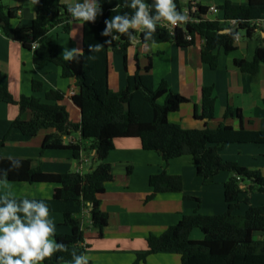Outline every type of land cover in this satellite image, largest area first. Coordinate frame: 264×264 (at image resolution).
<instances>
[{"label":"trees","instance_id":"obj_1","mask_svg":"<svg viewBox=\"0 0 264 264\" xmlns=\"http://www.w3.org/2000/svg\"><path fill=\"white\" fill-rule=\"evenodd\" d=\"M177 4L178 11L183 8ZM123 0H104L102 18L95 23L84 25L83 53L76 60L65 61L59 54L58 46L49 35L50 31L67 20V12L63 11L60 0H39L36 5V16L31 27L19 28L14 24L18 8H10L0 0V30L9 39L23 41L27 35L34 49L33 60L36 65L52 62L62 70L64 78H75L79 92L72 96L73 102L81 110L80 124L70 121L66 107L59 104L65 93L51 90L46 93L42 102L35 96H22L16 99L6 85L0 84V102L18 105L20 111L29 109L32 118L24 121L16 118L11 128L19 130L25 136H36L41 130L54 129L42 144V150H71L75 159L81 153L79 144H65L64 137L72 132H80L82 139L91 141V150L95 152L98 165L87 173L76 171L61 174L46 173L41 168H33L31 161L21 160L22 166L7 175V182L12 183H47L54 185L53 197L46 199L50 212H60L63 223L70 228V233H57L55 238L68 245V250L54 254L43 264H64L71 258L70 253L86 254L82 214L89 211L91 226L103 236V230L109 223V214L101 208V195L106 191V183L113 178L112 166L106 162L110 152L115 148V141L122 138H137L147 151L162 154L166 163L185 155L191 156L199 177L208 186L214 183L221 172L230 173L224 184V196L227 211L221 215H205L197 209L193 214L183 215L180 221L170 226L160 235L150 234L147 238V249L137 254L134 264L145 262L150 255L158 253H176L181 256L182 264H264V240H256V233L264 234V206L251 204L252 194H264V175L260 170L250 169L237 162L224 160L220 154L228 144H262L264 146V129L251 131L241 126L234 129L220 123L215 129L208 126L203 129H183L170 122L169 115L177 112L183 98L174 92L166 80L156 82L150 63L142 69L136 55L137 70L129 75L122 90L114 92L109 87L110 51L126 54L133 46L122 37L112 45H105L104 50L89 60L90 44L104 43V21L116 14L131 9L117 7ZM115 11H113V9ZM226 20H235L232 26H223L218 19L205 17L208 8L197 4V11L190 15L183 27L170 31L158 26L154 33L155 43L174 42L178 47H189L200 37L202 45V61L215 70L219 66L218 51L229 54L236 50V36L243 33L244 38H257L264 41V30L255 22L264 19V0H248L246 4L226 1L220 7ZM142 40V34L136 33ZM190 35L192 39H188ZM264 63V48L258 47L252 60L236 59L235 65L246 74L255 76L260 65ZM35 92L42 90V84L33 81ZM216 98L213 87L202 89L201 115L204 120L215 118ZM197 114V113H196ZM237 118L242 121V111L228 106L224 119ZM7 138V136L5 137ZM6 140V139H5ZM0 143V148L5 144ZM9 160L0 156V169H7ZM129 173L132 168H128ZM248 182V184H246ZM152 193L146 201L152 200L160 193H180L183 191V179L179 175H171L163 170L149 179ZM186 200L199 203V198L185 196ZM90 204V207H89ZM242 204L248 206L242 216L236 211ZM199 208V204H198ZM199 229L204 238L193 240L190 235ZM58 257L63 259L58 260ZM90 264H93L90 261Z\"/></svg>","mask_w":264,"mask_h":264},{"label":"crops","instance_id":"obj_2","mask_svg":"<svg viewBox=\"0 0 264 264\" xmlns=\"http://www.w3.org/2000/svg\"><path fill=\"white\" fill-rule=\"evenodd\" d=\"M226 1L236 4H246L248 0H178L179 6L185 8L190 4L205 7L212 5L219 8ZM10 8H18L14 24L23 29L31 27L36 16V5L31 8L28 0H3ZM176 4V3H175ZM177 8V4H176ZM178 10V9H177ZM103 13V12H102ZM102 14L95 22L100 21ZM209 18L218 19L223 26H229L223 10L210 14ZM68 15L67 20L53 28L49 35L58 46L59 54L65 49L77 48L83 51L84 26L78 27ZM76 28V33L72 29ZM243 33L236 42V50L226 54L218 51L219 66L213 70L202 61V45L200 37L194 45L178 47L174 42L149 44L148 48L136 44L128 48L126 54L110 51L109 87L118 92L126 85L129 75L137 70L136 55L139 65L144 69L151 59L152 74L156 82L166 80L170 88L178 93L183 102L179 111L169 115L170 122L180 125L183 129H215L224 123L234 129L243 126L247 130L259 131L264 129V63H261L259 73L255 76L243 73L236 65V59L252 60L258 47L264 48V41L257 38L245 39ZM34 49L31 36L23 41L7 38L0 30V84L6 85L10 93L19 99L22 96H35L42 102L46 93L58 90L65 93L59 104L66 107L70 121L74 124L81 122V110L73 102L72 96L79 92L75 78H64L59 66L52 62L36 65L33 60ZM63 58V57H62ZM33 81L42 84V90L35 92ZM213 87L215 118L209 121L197 116L201 115L202 89ZM228 106L242 111V121L237 118L224 119ZM197 113V114H196ZM28 121L32 112L27 109L20 111L18 105L0 102V156L8 159L13 157L31 161L33 168H41L46 173L61 174L76 171V159L71 150H42V144L48 134L54 129L41 130L36 136H25L19 130L11 128L16 118ZM7 136V138H5ZM65 144H79L81 154L92 155L91 141L82 139L80 132H72L64 137ZM224 160L237 162L239 165L260 170L264 175V146L262 144H228L220 152ZM94 156L92 165H96ZM112 166L113 178L106 183V191L101 195V208L109 214V223L99 236L97 230L91 228L88 210L83 224L85 231L86 255L91 257L93 264H134L137 254L147 249V238L150 234L160 235L170 226L176 225L183 215L193 214L197 209L205 215H221L227 211L224 196V184L230 173L221 172L211 185H204L198 176L191 156L185 155L165 162L161 153L147 151L137 138H122L115 141V148L106 159ZM94 163V166H93ZM132 168L129 173L128 168ZM166 170L171 175H179L183 179V191L180 193H160L152 200L146 201L152 193L149 179L152 175ZM31 190L36 198L51 199L54 185L47 183H12L0 186V194L12 192L21 196L26 190ZM261 194V193H260ZM185 196L199 198V203L186 200ZM251 204L255 207L264 206V194ZM199 204V208H198ZM248 206L242 204L236 215L242 216ZM49 218L55 224V233H70V228L63 223L60 212H50ZM88 222V223H87ZM83 223V221H82ZM258 240H263V233H256ZM190 238L202 240L204 235L199 229L192 231ZM140 264H182L181 256L176 253H158L150 255Z\"/></svg>","mask_w":264,"mask_h":264},{"label":"clouds","instance_id":"obj_3","mask_svg":"<svg viewBox=\"0 0 264 264\" xmlns=\"http://www.w3.org/2000/svg\"><path fill=\"white\" fill-rule=\"evenodd\" d=\"M63 5L62 13L66 10L78 27L86 23H95L98 15L102 14L104 0H60ZM111 3V0H108ZM39 0H28L31 8ZM131 9V14L124 12L116 14L104 21L105 27L100 33L108 38L104 43H95L88 46L91 53L87 58L95 59L105 45H112L127 37L130 45L141 44L148 48L149 44L155 46L154 33L158 26H177L187 21V16L178 11L174 0H123L117 7ZM113 11H115V9ZM73 28L72 32L76 33ZM136 33L142 34V40ZM82 50L77 48L65 49L62 57L65 61L76 60L83 57ZM9 167L0 169V186L7 184V175L18 170L21 160L8 157ZM90 207V204H89ZM50 207L43 198H36L29 189L21 196L12 192L0 194V264H43L54 254L65 252L68 245L59 242L55 237V224L49 218ZM71 258L64 260V264H90L86 254H77L75 250L70 253ZM63 257H58V260Z\"/></svg>","mask_w":264,"mask_h":264},{"label":"built area","instance_id":"obj_4","mask_svg":"<svg viewBox=\"0 0 264 264\" xmlns=\"http://www.w3.org/2000/svg\"><path fill=\"white\" fill-rule=\"evenodd\" d=\"M207 8H208V12H207V15L205 16L207 18H209L210 14H217L219 12V10H220V8L218 6H215V5L209 6ZM196 11H197V4H195V3L188 5L187 7H185L183 9V14H185L187 16V21L186 22H188V20L190 19V15L194 14ZM186 22L181 23V24H179L177 26H174V27L173 26H168L166 28L169 29L170 31H174V29H176L178 27H183ZM227 22L229 23L230 26L236 24L235 20H227ZM255 25H257L259 28L264 30V19L255 22ZM187 38L189 40L192 39V37L190 35H188ZM239 39H240V34H238L236 36V42ZM37 46H38L37 43H32L33 49H35ZM93 156H95V152H93ZM87 162H89V158H86L85 156H83L80 153L79 158L76 159V164H77L76 165V172H78L80 174H83V164L87 163Z\"/></svg>","mask_w":264,"mask_h":264},{"label":"rangeland","instance_id":"obj_5","mask_svg":"<svg viewBox=\"0 0 264 264\" xmlns=\"http://www.w3.org/2000/svg\"><path fill=\"white\" fill-rule=\"evenodd\" d=\"M240 35H241V32H240ZM245 39H249V38H245ZM87 141H89V140H87ZM90 142V141H89ZM91 153H92V150L90 151ZM86 158H89V162H87V163H84L83 164V173H87L86 171V168H89L90 167V165H92V160H93V158H94V156H93V154L92 155H84ZM95 166H94V163H93V166H94V168L98 165V161L97 162H95ZM93 168V169H94ZM89 171H91L90 169H88ZM88 171V172H89ZM246 184H248V182H246ZM253 195H254V199H259L260 197H261V195H263L262 193L260 194L259 192H254L253 194H252V198H253ZM251 198V199H252ZM256 200H254V201H256ZM258 201V200H257ZM86 217H84V219H83V217H82V221H83V224H85L86 223ZM88 223V222H87ZM91 228H92V226H91ZM93 229V228H92ZM200 231V230H199ZM256 240H258V235H256L255 237H254ZM263 240H264V238H263Z\"/></svg>","mask_w":264,"mask_h":264}]
</instances>
